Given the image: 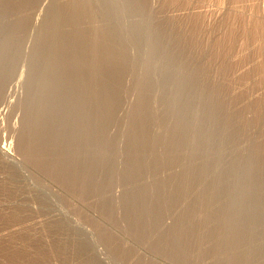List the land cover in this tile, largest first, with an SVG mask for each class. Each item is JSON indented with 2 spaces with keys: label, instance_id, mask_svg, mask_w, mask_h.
<instances>
[{
  "label": "rangeland",
  "instance_id": "rangeland-1",
  "mask_svg": "<svg viewBox=\"0 0 264 264\" xmlns=\"http://www.w3.org/2000/svg\"><path fill=\"white\" fill-rule=\"evenodd\" d=\"M78 3L0 0V264H264V0Z\"/></svg>",
  "mask_w": 264,
  "mask_h": 264
},
{
  "label": "bare ground",
  "instance_id": "bare-ground-1",
  "mask_svg": "<svg viewBox=\"0 0 264 264\" xmlns=\"http://www.w3.org/2000/svg\"><path fill=\"white\" fill-rule=\"evenodd\" d=\"M21 1V0H20ZM88 0H78V4H77V8L80 6H82V5H85L86 4V2H87ZM93 2V1H92ZM95 2V1H94ZM75 4V3H74ZM86 6V5H85ZM63 8V7H62ZM70 9V8H69ZM76 9V8H75ZM75 12H76V10H75ZM75 15V14H74ZM76 23V22H75ZM94 43V42H93ZM94 46V45H93ZM108 53V52H107ZM95 63V62H94ZM89 65V64H88ZM82 68V67H81ZM172 126V125H171ZM169 130V129H168ZM156 143V142H155ZM41 158V157H40ZM39 161V160H38ZM56 174V173H55ZM225 236V235H224ZM221 240V239H220ZM226 264V263H225ZM231 264V263H230Z\"/></svg>",
  "mask_w": 264,
  "mask_h": 264
}]
</instances>
